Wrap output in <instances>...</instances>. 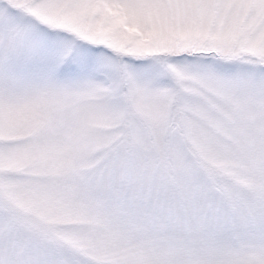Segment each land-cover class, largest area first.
I'll return each instance as SVG.
<instances>
[{"label": "snow or ice", "instance_id": "1", "mask_svg": "<svg viewBox=\"0 0 264 264\" xmlns=\"http://www.w3.org/2000/svg\"><path fill=\"white\" fill-rule=\"evenodd\" d=\"M0 264H264V0H0Z\"/></svg>", "mask_w": 264, "mask_h": 264}]
</instances>
